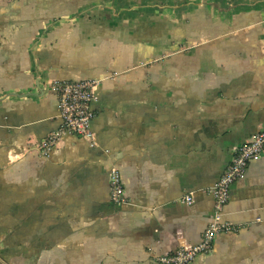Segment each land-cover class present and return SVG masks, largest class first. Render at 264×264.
<instances>
[{"label":"crops","instance_id":"crops-1","mask_svg":"<svg viewBox=\"0 0 264 264\" xmlns=\"http://www.w3.org/2000/svg\"><path fill=\"white\" fill-rule=\"evenodd\" d=\"M86 80L95 144L42 153L53 83ZM260 132L264 0H0V264H162L201 242L210 190ZM221 220L238 231L193 264H264V152Z\"/></svg>","mask_w":264,"mask_h":264},{"label":"built area","instance_id":"built-area-1","mask_svg":"<svg viewBox=\"0 0 264 264\" xmlns=\"http://www.w3.org/2000/svg\"><path fill=\"white\" fill-rule=\"evenodd\" d=\"M98 82L57 81L52 85L58 100V118L60 128L40 144L42 153L48 152L63 136H76L95 144L92 121L95 118L93 104L97 101L95 93ZM264 152V132L256 134L249 142L241 146L223 173L222 177L210 190L214 200V221L205 231L201 242L195 246L181 248L175 254L159 259L162 264H193L197 257L209 254L213 249L215 238L222 233H236L237 228L221 220L225 206L230 197L232 186L243 179L251 162L258 160ZM110 199L116 205L126 204L125 187L121 173L113 168L109 174ZM186 204H192L194 198L186 196Z\"/></svg>","mask_w":264,"mask_h":264}]
</instances>
